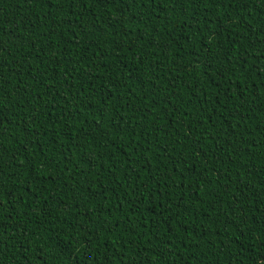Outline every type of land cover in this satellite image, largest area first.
<instances>
[{
    "label": "trees",
    "instance_id": "trees-1",
    "mask_svg": "<svg viewBox=\"0 0 264 264\" xmlns=\"http://www.w3.org/2000/svg\"><path fill=\"white\" fill-rule=\"evenodd\" d=\"M0 264H264V0H0Z\"/></svg>",
    "mask_w": 264,
    "mask_h": 264
}]
</instances>
